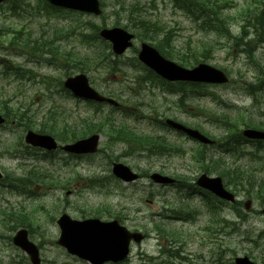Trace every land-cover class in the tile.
<instances>
[{"label":"rangeland","instance_id":"obj_1","mask_svg":"<svg viewBox=\"0 0 264 264\" xmlns=\"http://www.w3.org/2000/svg\"><path fill=\"white\" fill-rule=\"evenodd\" d=\"M119 1L125 3V8L126 5L135 3L138 14L143 7L144 12L141 14L156 21L146 31L138 29L135 32L139 37L162 40L164 47L172 51L168 55L171 58L167 59L177 64L180 59L191 60L189 66L198 63L214 66L226 71L231 81L221 86H185L183 92H170L169 88L134 65L136 53L132 50L122 57H112L115 61L110 63L112 68H108L106 64L95 68L88 61L92 53L93 56H98L93 51V46L85 45L80 49L76 40L78 31L71 33L70 29L89 22L90 26L104 24L109 28L117 26L132 32L136 17L128 16L129 13L126 12L118 14V7L114 6L116 0H100L102 14L99 17L78 14L65 17L53 14L45 8L43 0H14L11 6L8 3L0 7V60L6 58L22 72V75L17 76L4 74L1 72L3 63H0V101H8V107L14 110L21 108L25 112V118L32 116L35 127L46 118L48 110L59 108L57 114L65 113L72 119L81 116L78 120L83 128H89L98 121L100 125L106 122L110 126L113 121L140 134L163 136L167 139L168 146H181L179 153H165L161 157L148 158L145 157V152L138 156L130 154L131 150L126 149L123 144L104 135L100 141L103 152L95 156L71 160L63 153L55 155L56 161L64 166L61 169L57 162L51 168L46 157H41V153L27 152L28 155L34 153L35 156L25 159L22 154L26 152L24 147L12 152L10 156L0 155L2 179L7 176L29 177V192L34 196L30 200L16 192H10L8 186L3 187L0 182V222L5 221L4 215L9 213L14 215V212L21 210L23 214L34 213L35 221L27 223V230L31 232L29 239L40 245L42 264H86L67 255L55 244L59 236L55 222L61 213L72 219L95 217L102 220H110L115 214H120L119 218L128 229L148 234L140 244L132 245L127 260L129 264H156L150 258H158L156 261L159 264H231L234 258L243 256H248L256 264H264V217L260 213L264 205L261 200L255 199L254 192L248 190L247 185L242 188L227 185V189L233 190L239 200V205L235 207L213 201L203 194L189 198L186 201L189 204L184 205L198 213L189 222H182L159 216L164 212L162 205L172 203L171 206L176 208L181 204L177 203L176 198L182 195L175 196L176 189L153 185L147 179L149 174L156 172L172 178H188L191 183L201 173L198 164L190 158L191 152L198 148L197 144L162 128L160 122L165 118L193 128L197 126L202 133L213 136L217 141L224 135L223 127L219 128L209 121L208 113H225L230 121L243 118L246 122L252 117L258 122L257 119L264 114V88H255L258 80H263L261 84H264V44L253 43L255 40L264 41V17H261L262 26L256 23L255 32L253 30L252 33L253 27L247 28L251 24V20H248L251 18L250 14L258 15L264 9V0H227L232 1L235 8L230 12L233 14L231 20L220 17L222 21L229 23L225 27L228 28L226 36H230L221 39L219 35L209 33V29H202L198 22L188 17L189 14L175 7L171 0ZM253 20L256 21V18ZM144 42L158 50L154 40ZM140 43L142 41L136 38V50ZM77 50L79 54L72 60ZM158 52L161 53L159 50ZM259 69L262 78L259 77ZM78 73H84L94 89L122 103L124 109L117 112L104 106L98 114L93 115L94 110H90L86 102L67 98L61 90V84L66 77ZM248 89H252V95ZM59 118L55 120L57 125H61ZM98 118L102 120H96ZM75 125L70 123L68 129L75 128ZM105 127L106 124L104 133ZM80 133L79 135L83 134ZM21 134L15 126H2L0 143L6 145L4 148L8 150L11 144L18 142ZM226 142L229 146V139ZM244 149L253 152L254 156L249 153L235 159L232 156H218L217 159L222 160L232 179L242 174H251L262 180L264 143L259 152L251 144H246ZM209 151L215 152L214 149ZM109 158L126 165L141 175L142 180L131 186L120 184L111 177ZM91 177L105 178L109 183H104L101 188L90 189L87 179ZM223 178L228 180L226 174ZM55 184H58L56 188ZM247 199L252 201L250 210L243 207ZM147 200L152 203L146 204ZM165 212H169V209ZM214 212L220 213L218 218L230 222L231 227L213 236L206 231V227L211 223ZM154 222L162 224L166 233L175 230L181 234L183 239L177 256L172 257L173 251L169 250L168 242L172 239L155 229ZM11 228V223H0V264H23L24 255L10 241L16 231ZM216 228L218 229L214 225L212 230ZM166 251H170V254H164ZM181 259H185V262Z\"/></svg>","mask_w":264,"mask_h":264},{"label":"water","instance_id":"obj_2","mask_svg":"<svg viewBox=\"0 0 264 264\" xmlns=\"http://www.w3.org/2000/svg\"><path fill=\"white\" fill-rule=\"evenodd\" d=\"M47 1L52 4L63 6L73 5L75 9L82 12L93 13L95 15L100 14L97 0ZM100 35L104 39L112 42V48L117 54H121L127 47L131 46L130 39L132 36L121 29L103 30L100 32ZM138 58L153 67L169 80L183 79L187 81L205 83L226 82V77L222 72L208 66L200 65L194 70H185L170 63H165L153 49L144 44L142 45ZM64 86L69 88L75 96L97 102L107 101L111 103L110 100L104 99V97L97 94L88 86L87 79L84 75L68 78L64 83ZM168 123L172 127L185 132L188 136L203 144L210 143L208 139L200 135L195 130L187 129L172 121H168ZM243 135L249 139L264 140V132L260 131L246 130L243 132ZM25 141L32 146L48 150L55 149L56 147V144L50 137L36 135L32 132L27 133ZM97 141L98 137L93 136L87 140L79 141L72 146H67L64 150L76 154L92 153L96 150ZM113 173L117 178L126 182L133 181L137 178L136 175L132 174L126 167L121 165L115 166ZM150 178L155 183L159 184L172 183V180L158 174H153ZM197 185L208 189L222 199L234 202L233 195L227 193L223 189L219 178H209L206 175H202L198 178ZM246 207L248 208L249 204H247ZM262 213L264 214V210ZM57 225L61 230L60 239L57 243L66 248L70 254L87 260L91 264H103L106 261H122L128 254V245L130 240L133 239L135 242H139L142 239V236L139 234L128 233L124 228L120 227L117 222L108 224H99L97 222L94 224L90 222L81 224L72 222L67 216H63L57 221ZM14 243L30 255L34 264H38L36 248L31 243L27 242L26 233L24 231H20L16 235ZM235 264L252 263L244 257L236 258Z\"/></svg>","mask_w":264,"mask_h":264},{"label":"trees","instance_id":"obj_3","mask_svg":"<svg viewBox=\"0 0 264 264\" xmlns=\"http://www.w3.org/2000/svg\"><path fill=\"white\" fill-rule=\"evenodd\" d=\"M172 3L175 5V7H177L178 9H182L186 14H189V17L193 18L194 21L198 22L201 26L202 29L204 30H210V31H215L217 33V31H223L225 30V21H222L220 19V17L224 16V12H222L223 9L227 10V7H225V5L228 3L227 0H171ZM218 3H222L221 5H219ZM222 7V8H221ZM221 13V15H220ZM226 14V13H225ZM256 16V15H254ZM209 17H212V19H210ZM261 17H264V9L259 11L258 15L256 16V21L253 20L252 25L253 28L257 29L256 27V23H259L261 26L263 25V22L261 21ZM226 19L227 20H231L230 17L228 16V14H226ZM96 34V32L94 33ZM82 36V34H81ZM94 35H92L93 37ZM97 36V35H96ZM161 45H163V42L161 43ZM164 47V45H163ZM164 49L166 51H171L167 48L164 47ZM77 54H74V57ZM191 62V60H182L180 59V63L184 66L189 65V63ZM185 87H183L184 89ZM228 116H221L218 119L223 121V126H224V132L225 135L224 137L227 139V137L230 136H237L238 138H236L237 142H241L243 139L239 136L238 133V123L236 122H232L230 120L227 119ZM215 119H217V116H215ZM23 123V122H22ZM242 123V122H240ZM244 125H249V123H243ZM50 129H54V127H56V124L54 123L52 126H47ZM66 127H63V131L66 134H70L72 135L71 132H73L72 129H68V132H66ZM115 134L120 136V139L130 143V142H138L137 145L141 144L142 141L148 142V140L144 139V137L142 136H137L133 133H128L126 130L124 129H117L115 131ZM231 138V137H230ZM226 139H224V141L222 142L223 145H221L219 148L222 149H226L227 144L226 143ZM154 143V141H153ZM157 145V144H156ZM158 147H165V143H163L162 141L158 142ZM204 148V147H203ZM227 150V149H226ZM197 155H199L202 159L201 166L203 171L205 172H213L216 173L217 175H220L222 178L224 177V174H226L227 178H228V182L234 186V188H242L245 185H247V189L254 192L255 196L258 199H261V201H264V179L259 180L256 179L254 176H252L251 174L248 175H241L238 177H233V179L230 177L229 173L224 170V166L218 162L217 160H213L212 159V155H208L207 157L205 155H203L205 153V150H199L196 152ZM206 159V162H203V160ZM260 193V195L258 194ZM174 212V213H173ZM171 213L173 216L180 218L182 220H186L187 217L191 216L189 214V209L183 204V202L181 204H179L176 208L175 207H171ZM172 236V235H171Z\"/></svg>","mask_w":264,"mask_h":264}]
</instances>
